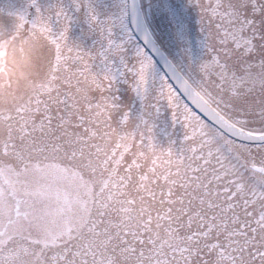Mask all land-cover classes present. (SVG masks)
<instances>
[{"label":"snow or ice","instance_id":"6c2138e0","mask_svg":"<svg viewBox=\"0 0 264 264\" xmlns=\"http://www.w3.org/2000/svg\"><path fill=\"white\" fill-rule=\"evenodd\" d=\"M188 4L206 49L195 78L171 62L158 74L151 33L127 11L102 16L92 0L8 10L49 47L47 80L0 109V264H264V0ZM73 12L95 34L88 49L70 40ZM120 83L141 122L158 127L168 113L162 134L179 167L146 189L164 224L156 239L113 219L124 209L112 188L143 187L142 163L121 174L113 153L115 176L101 168L109 159L96 163L97 130L133 115Z\"/></svg>","mask_w":264,"mask_h":264},{"label":"rangeland","instance_id":"374dc122","mask_svg":"<svg viewBox=\"0 0 264 264\" xmlns=\"http://www.w3.org/2000/svg\"><path fill=\"white\" fill-rule=\"evenodd\" d=\"M142 16L152 36L166 52L169 59L184 74L193 78L196 66L205 58L203 37L198 34L197 11L188 0H138ZM102 16H119L127 11L126 0H92ZM47 9L62 3L71 11V0H39ZM24 0H0V109L8 110L33 95L47 80L48 43L40 35L19 25L13 17L6 15L11 7H22ZM194 7V8H193ZM73 22L69 33L72 42L85 49L92 47L95 34H89L88 26L81 13L73 12ZM194 25V26H193ZM157 66V65H156ZM158 74L162 73L158 68ZM121 103L132 106V118L124 125L110 119V128H99L92 141L95 145L96 163L109 159L107 166L101 163L105 176H115V164L110 157L115 153L121 160L118 171L123 174V163L135 158L142 163L148 181L143 187L129 185L122 190L112 188L114 199L122 201L124 209L113 217L132 228L143 229L146 236L153 239L164 235V224L156 215L153 202L146 194L153 178L164 182L169 171L179 167L166 153V141L162 134L168 123L165 110L159 120L148 118L141 122L136 116L140 102L129 91L127 85L119 84ZM84 103V101H81ZM134 105V106H133ZM155 128V130H153ZM177 143L182 135L179 126L175 129ZM122 191V194H121Z\"/></svg>","mask_w":264,"mask_h":264},{"label":"water","instance_id":"95a60500","mask_svg":"<svg viewBox=\"0 0 264 264\" xmlns=\"http://www.w3.org/2000/svg\"><path fill=\"white\" fill-rule=\"evenodd\" d=\"M127 13H128L129 18L132 19L133 23L137 24L140 29L146 28V25L142 18L138 0H127ZM152 42L160 54V58L157 59L156 64L161 69V71L164 72V64L166 62H170V60L161 51V49L157 46V44L154 42L153 39H152Z\"/></svg>","mask_w":264,"mask_h":264},{"label":"flooded vegetation","instance_id":"af4514ba","mask_svg":"<svg viewBox=\"0 0 264 264\" xmlns=\"http://www.w3.org/2000/svg\"><path fill=\"white\" fill-rule=\"evenodd\" d=\"M195 7V6H194ZM193 7V8H194ZM195 10L197 11V21H198V9L197 8H195ZM146 25H147V23H146ZM194 26V25H193ZM194 30H196L197 31V33L198 34H200V35H202V37H203V39H204V34L200 31V26H199V24H197V29L196 28H194ZM155 39V38H154ZM156 40V39H155ZM203 42H204V40H203ZM158 43V42H157ZM159 45V44H158ZM203 45H204V43H203ZM160 46V45H159ZM161 47V46H160ZM162 48V47H161ZM205 52H206V49H205Z\"/></svg>","mask_w":264,"mask_h":264}]
</instances>
